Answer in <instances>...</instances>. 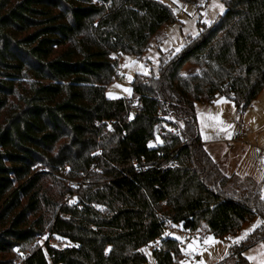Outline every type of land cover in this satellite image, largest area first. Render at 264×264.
Instances as JSON below:
<instances>
[{
	"label": "trees",
	"instance_id": "trees-1",
	"mask_svg": "<svg viewBox=\"0 0 264 264\" xmlns=\"http://www.w3.org/2000/svg\"><path fill=\"white\" fill-rule=\"evenodd\" d=\"M224 2L155 74H137L131 100L106 88L120 57L142 58L177 21L168 5L0 0V264H148L143 249L158 240L156 263L175 264L169 227L224 238L264 219V185L221 168L196 113L223 96L243 116L264 89V0ZM162 121L173 132L151 147ZM47 232L64 246L29 250ZM260 241L264 227L223 264H248L243 252Z\"/></svg>",
	"mask_w": 264,
	"mask_h": 264
},
{
	"label": "rangeland",
	"instance_id": "rangeland-1",
	"mask_svg": "<svg viewBox=\"0 0 264 264\" xmlns=\"http://www.w3.org/2000/svg\"><path fill=\"white\" fill-rule=\"evenodd\" d=\"M160 1L172 9L177 21L161 31V34L152 41L151 46L142 58L129 55L120 57L119 67L123 70V74L108 85L106 88L107 98L132 100L135 96L132 82L137 74H155L159 69L162 55L179 52L186 45L189 38H194L199 34L200 24L211 25L227 9L224 0H197L191 3L181 0ZM126 89L130 91H126ZM196 113L202 141L214 159L219 164L220 162L223 163L220 164L221 168L228 174L236 173L243 178L249 177L259 185H263L264 89L255 104L243 117L238 114L234 102L225 97L218 98L212 105L197 104ZM213 117H219V120L213 119ZM219 121L224 123L220 124ZM227 125H232V127L227 128V131H225ZM229 132L232 133L231 139L228 138ZM237 137L241 139L235 144ZM161 143L162 138L156 136L150 146L155 147ZM226 169L229 171H226ZM46 184L50 186L52 184L51 180H48ZM53 188L58 190L56 186H53ZM261 221H264V219L255 218L247 222L236 235L224 238L207 234L208 230L204 229L205 226L194 233L196 236H190L181 224L169 227L165 231V236L177 239L181 243L182 255L175 264H223L229 259L236 258L232 255L234 248L240 246L256 228L264 227V223H260ZM253 228L254 230L249 231ZM246 232L248 234L245 239L240 240L239 243H234L237 238L244 236ZM208 238H214L218 243H205ZM47 242L56 249H61L66 243L64 239L47 232L45 235L39 236L29 246V250L33 248L45 249ZM159 245L158 240L144 247L143 250L148 258V264H157L153 249ZM18 254L17 252L16 256ZM21 257L16 258L15 262H18ZM243 257L248 264H264V241H260L246 249L243 252ZM6 258H15V254H8Z\"/></svg>",
	"mask_w": 264,
	"mask_h": 264
},
{
	"label": "built area",
	"instance_id": "built-area-1",
	"mask_svg": "<svg viewBox=\"0 0 264 264\" xmlns=\"http://www.w3.org/2000/svg\"><path fill=\"white\" fill-rule=\"evenodd\" d=\"M121 74H123V71L119 70L117 76L119 77V75H121ZM137 107H138V102L137 101H132V111L134 113H136ZM159 114H162V112L159 111ZM172 132H173L172 127L166 121H162L158 125L156 136L163 137V136L168 135V134H170ZM57 177L60 178L58 175H57ZM83 184H84V181H69V186L75 191L79 190V188ZM16 251L19 254H21V249L20 248L16 249ZM14 264H26V263H25V261L23 259H20L18 262H15Z\"/></svg>",
	"mask_w": 264,
	"mask_h": 264
},
{
	"label": "snow or ice",
	"instance_id": "snow-or-ice-1",
	"mask_svg": "<svg viewBox=\"0 0 264 264\" xmlns=\"http://www.w3.org/2000/svg\"><path fill=\"white\" fill-rule=\"evenodd\" d=\"M126 91H130V90H127V89H126ZM213 119L219 120V117H213ZM219 123H220V124H223L224 122H223V121H219ZM231 127H232V125H227V127H226L224 130L227 131V128H231ZM231 137H232V133L229 132V133H228V138L231 139ZM260 223H264V221H261ZM256 226H259V225H256ZM256 226H254V227H256ZM252 230H254V228H253V229H250L249 231H252ZM247 234H248V233L246 232V233L244 234V236L237 238V240L234 241V243H239L240 240L245 239V238L247 237ZM205 243H218V241H215L214 238H208V240H206Z\"/></svg>",
	"mask_w": 264,
	"mask_h": 264
},
{
	"label": "crops",
	"instance_id": "crops-1",
	"mask_svg": "<svg viewBox=\"0 0 264 264\" xmlns=\"http://www.w3.org/2000/svg\"><path fill=\"white\" fill-rule=\"evenodd\" d=\"M262 92H263V91H262ZM262 92H261V93H262ZM261 93H260V95H261ZM260 95H259V96H260ZM220 97L223 98V96H219L218 98H220ZM218 98H217V99H218ZM258 98H259V97H258ZM258 98H257V99H258ZM228 100H230V99H228ZM216 101H217V100H216ZM216 101H215V102H216ZM230 101H232V100H230ZM256 101H257V100H256ZM256 101H255V102H256ZM215 102H214V103H215ZM255 102L253 103V105L255 104ZM214 103H213V104H214ZM251 107H252V106H251ZM251 107H250V108H251ZM250 108H249V109H250ZM249 109H248V110H249ZM248 110H247V111H248ZM247 111H246V112H247ZM244 115H245V114H244ZM244 115H243V116H244ZM243 116H241V117H243ZM240 139H241V138L237 137V138H236V142H235V144H237L238 141H240ZM220 164H223V163L220 162ZM225 168H226V167H225ZM226 171H229V170L226 169ZM227 174H228V173H227ZM232 174H233V173H230L229 175H232ZM235 175H238V174L235 173ZM263 185H264V184H263ZM185 232H187L190 236H193V235L196 236V234H194L195 232H190V231H185Z\"/></svg>",
	"mask_w": 264,
	"mask_h": 264
}]
</instances>
